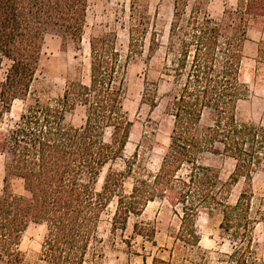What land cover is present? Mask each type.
<instances>
[{
  "label": "trees",
  "instance_id": "trees-1",
  "mask_svg": "<svg viewBox=\"0 0 264 264\" xmlns=\"http://www.w3.org/2000/svg\"><path fill=\"white\" fill-rule=\"evenodd\" d=\"M188 2L175 0L169 28L168 50L175 52L168 73L174 84L169 144L158 171L135 177L131 192L125 193V179L133 174L140 146L126 159V171L113 169L112 163L124 159L134 127L124 105L126 64L116 39L109 33L90 37L89 81H70L53 101H28L46 35L55 32L80 43L88 0H0V72L4 60L9 62L0 89V119L15 101L25 103L15 123L0 131V153L6 157L0 264L23 263L21 243L33 223L46 226L37 264H94L89 251L113 198V231L124 230L131 215H141L150 201L167 200L180 206V231L191 245L200 242V212L219 210L220 228L233 244L226 264H257L250 186L264 158V127L240 122L236 112L250 92L242 78L245 43L252 22L264 18V0H238L220 19L200 5L187 13ZM148 32L144 21L132 22L128 59L143 53ZM159 47L152 32L149 56ZM263 51L260 47L259 54ZM150 84H145L142 101L155 108L157 91ZM77 108L84 112L81 125L67 121ZM204 152L235 160L228 181L199 162ZM14 178L23 180L27 195L13 191ZM241 178L247 185L232 204V186ZM134 232L154 241L151 225L136 222ZM152 264L170 263L154 257Z\"/></svg>",
  "mask_w": 264,
  "mask_h": 264
},
{
  "label": "rangeland",
  "instance_id": "rangeland-1",
  "mask_svg": "<svg viewBox=\"0 0 264 264\" xmlns=\"http://www.w3.org/2000/svg\"><path fill=\"white\" fill-rule=\"evenodd\" d=\"M175 0H88L87 21L83 40L76 43L61 34L50 32L46 35L41 60L32 84L28 101L39 98L43 102L61 97L67 84L73 80L89 81L90 48L89 39L94 35L111 34L117 42L126 64L125 109L134 121L131 137L125 148L124 159L112 163L115 170L126 171V159L131 158L138 146V161L131 176L125 179V193H130L135 177H150L155 174L162 162L169 135L173 127V116L168 107L173 93V77L169 75L175 52L168 50L169 28L174 12ZM238 0H189L186 11L200 5L214 18L220 19L225 9H234ZM144 21L148 29L143 53L127 58L132 22ZM155 32L160 47L149 56L151 33ZM264 18L252 22L245 43V58L242 65V78L250 92L237 108L240 122L255 123L264 127ZM9 62L4 60L0 72V89ZM146 82L157 91L158 106L151 108L142 101ZM25 103L14 102L10 113L0 119V131L5 132L18 119ZM67 121L81 125L84 121L82 108L68 113ZM199 162L214 167L222 181H228L235 169V160L224 153L204 152ZM6 157L0 153V193L4 187ZM106 170L101 174L97 188H102ZM12 189L17 194L27 195L22 179L12 180ZM241 178L233 184L229 202L234 204L246 187ZM251 215L255 219L253 230L254 249L257 264H264V158L253 175ZM117 198H113L102 215L98 237L89 251V261L94 264H152L154 257L170 264H226L227 255L233 244L220 228L222 214L215 210L211 215L201 211L197 220L200 242L187 244L181 229V208L167 200L150 201L139 216L131 215L124 230H112L113 215ZM141 222L155 228L154 241L134 232V224ZM46 226L33 223L25 232L21 250L22 264H37L41 253Z\"/></svg>",
  "mask_w": 264,
  "mask_h": 264
}]
</instances>
